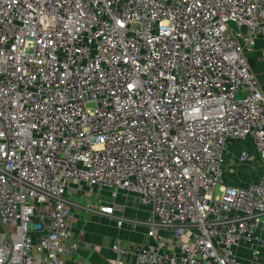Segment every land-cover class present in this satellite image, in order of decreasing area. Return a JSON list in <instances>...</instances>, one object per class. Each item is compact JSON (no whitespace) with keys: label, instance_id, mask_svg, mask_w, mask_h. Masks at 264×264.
I'll list each match as a JSON object with an SVG mask.
<instances>
[{"label":"built area","instance_id":"obj_1","mask_svg":"<svg viewBox=\"0 0 264 264\" xmlns=\"http://www.w3.org/2000/svg\"><path fill=\"white\" fill-rule=\"evenodd\" d=\"M258 38L264 0H0V264L78 249L71 181L138 196L145 219L84 206L146 227L136 264H238L234 246L264 220V88L246 57ZM244 138L260 178L221 184Z\"/></svg>","mask_w":264,"mask_h":264},{"label":"crops","instance_id":"obj_2","mask_svg":"<svg viewBox=\"0 0 264 264\" xmlns=\"http://www.w3.org/2000/svg\"><path fill=\"white\" fill-rule=\"evenodd\" d=\"M250 69L254 73L259 87L264 88V38H258L252 52L247 55ZM245 150L248 158L238 162V155ZM263 163L257 155L249 138L237 139L228 143L225 153L221 184L246 186L259 180ZM67 195L73 201V234L78 241V249L60 258L61 264H113V244L125 248L127 253L120 258L123 264H136L131 250L140 245L153 244L154 239L147 235L145 226L138 224L133 228L117 227L113 217L86 210L89 205L96 210L99 206L109 205L114 216L145 219L147 208L133 193L108 188L89 186L84 182L71 181L67 186ZM156 235L171 241V233L165 229L156 230ZM255 241L248 245L236 244L233 248L238 264H264V220L255 230ZM254 252V255L252 254Z\"/></svg>","mask_w":264,"mask_h":264},{"label":"rangeland","instance_id":"obj_3","mask_svg":"<svg viewBox=\"0 0 264 264\" xmlns=\"http://www.w3.org/2000/svg\"><path fill=\"white\" fill-rule=\"evenodd\" d=\"M90 106H92V105H90ZM216 192H217V190H216Z\"/></svg>","mask_w":264,"mask_h":264}]
</instances>
